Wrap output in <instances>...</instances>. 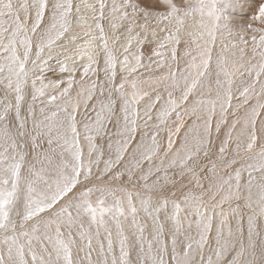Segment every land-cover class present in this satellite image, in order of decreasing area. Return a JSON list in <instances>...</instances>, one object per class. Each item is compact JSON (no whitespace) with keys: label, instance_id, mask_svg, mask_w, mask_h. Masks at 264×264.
I'll return each instance as SVG.
<instances>
[{"label":"snow or ice","instance_id":"obj_1","mask_svg":"<svg viewBox=\"0 0 264 264\" xmlns=\"http://www.w3.org/2000/svg\"><path fill=\"white\" fill-rule=\"evenodd\" d=\"M0 264H264V0H0Z\"/></svg>","mask_w":264,"mask_h":264}]
</instances>
